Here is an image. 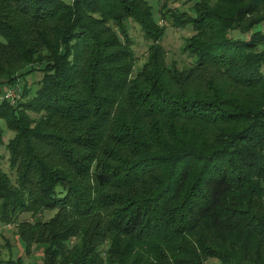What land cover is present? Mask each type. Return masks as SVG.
Wrapping results in <instances>:
<instances>
[{
	"label": "trees",
	"instance_id": "trees-1",
	"mask_svg": "<svg viewBox=\"0 0 264 264\" xmlns=\"http://www.w3.org/2000/svg\"><path fill=\"white\" fill-rule=\"evenodd\" d=\"M192 1L159 10L194 33L179 69L147 0H0V83L42 74L0 104V222L57 210L20 232L43 264H264V0Z\"/></svg>",
	"mask_w": 264,
	"mask_h": 264
},
{
	"label": "rangeland",
	"instance_id": "rangeland-1",
	"mask_svg": "<svg viewBox=\"0 0 264 264\" xmlns=\"http://www.w3.org/2000/svg\"><path fill=\"white\" fill-rule=\"evenodd\" d=\"M149 5L152 6L155 18L158 22L166 27V36L162 42L164 49L166 50L165 59L168 65H176L179 69L182 67H189L193 63V59L184 52V46L189 37L194 33L190 27L177 28L172 26L168 21L162 20L159 13L160 7L166 4L168 7L179 9L180 11H188L194 14L192 11L193 1L192 0H147ZM129 32L132 40L134 41L135 60H134V74L139 71L146 63L148 58V50L150 41H148L140 26L135 22L128 21ZM28 68V67H27ZM42 77L40 72H33L30 75H25L19 79V82L12 86L6 82L0 83V104L3 100L12 102V96L17 97L22 92L23 87L27 85L32 90L36 89L38 80ZM203 76L199 77L200 79ZM213 77L215 80L222 81L224 83L223 75L218 71H210L206 74V78ZM197 85L200 87L203 83L195 79ZM2 79H0V82ZM234 92L242 93L241 95L246 98H254L256 91L240 90L232 88ZM32 119H37L38 116L34 113H29ZM3 129L2 143H0V169L6 173L11 181L16 184L18 170L11 166L10 152L8 150L9 141L14 137L15 133L6 127L4 122H0ZM58 211L45 212L44 215L39 214L38 216L46 221L52 218ZM34 217L31 213H22L18 220L13 224H3L0 222V264H6L10 259L23 258L26 264H43V253L42 250L37 248L36 245L32 247L30 254L25 252V246L20 239V232L23 228H27V233L32 230V225L36 223L39 218ZM20 225V226H19ZM75 235L72 238L73 242H77L81 239V233L79 230H75ZM206 264H218L215 259L207 260Z\"/></svg>",
	"mask_w": 264,
	"mask_h": 264
},
{
	"label": "built area",
	"instance_id": "built-area-1",
	"mask_svg": "<svg viewBox=\"0 0 264 264\" xmlns=\"http://www.w3.org/2000/svg\"><path fill=\"white\" fill-rule=\"evenodd\" d=\"M11 98L13 99V101H12V103H13V102H15V100H16V98H17V96H16V95H14V96H12Z\"/></svg>",
	"mask_w": 264,
	"mask_h": 264
}]
</instances>
